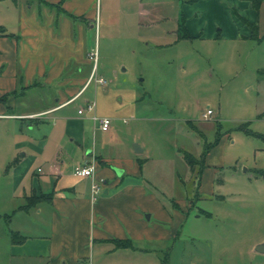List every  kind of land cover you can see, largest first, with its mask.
I'll return each instance as SVG.
<instances>
[{"label": "crops", "instance_id": "obj_1", "mask_svg": "<svg viewBox=\"0 0 264 264\" xmlns=\"http://www.w3.org/2000/svg\"><path fill=\"white\" fill-rule=\"evenodd\" d=\"M12 3L13 19L0 20V119L23 125L15 129L19 134L14 130L19 155L9 166L17 201L5 212L12 226L1 237L0 264H78L87 259L92 264H170L189 209L201 201L227 202L221 175L224 162H209L212 146L192 194L185 190L176 194L175 173L157 180L163 190L152 188L156 182L148 178L152 171L144 163L151 157L105 147L95 133L100 128L93 112L79 113L82 105L68 109L93 83L87 85L93 66L88 37L101 23L102 0ZM118 9L128 18L136 17L138 33L143 23H157L154 9L143 0H136L135 7ZM106 10L110 13L114 6L107 4ZM181 11L179 29L183 25L190 37L264 41V0H183ZM258 119H264V111ZM256 132L264 134V130ZM91 163L96 166L94 177L74 174L76 166ZM249 170L233 168L244 185L264 182L251 177L264 176V168ZM95 180L104 189L93 200ZM202 217L214 218V213L199 209L195 218ZM259 243L264 240L256 247Z\"/></svg>", "mask_w": 264, "mask_h": 264}, {"label": "rangeland", "instance_id": "obj_2", "mask_svg": "<svg viewBox=\"0 0 264 264\" xmlns=\"http://www.w3.org/2000/svg\"><path fill=\"white\" fill-rule=\"evenodd\" d=\"M143 2L154 9L157 23H143L138 33L136 17L128 18L118 9L119 5L135 7L136 0H102L101 23L88 44L91 51L97 50L98 75L108 83L93 82L68 109L95 101L96 115L111 120L109 131H95L100 142L140 158L151 157L144 163L152 171L148 178L156 182L152 188L159 190L163 186L157 180L175 173L176 194L183 195L184 190L192 194L213 144L209 162L225 164L221 175L227 202L196 203L193 196L196 205L180 227L170 264H264V254L254 250L264 240V188L258 184L264 182L244 185L233 171L235 165L250 172L256 166L264 168V138L247 131L264 130V119H258L264 111V41L184 37L177 22L183 0ZM107 4L114 6L110 13ZM12 7V0H0V20L13 19ZM209 108L214 114L204 118ZM21 125L0 119V244L12 226L5 212L17 201L9 163L19 155L14 130ZM218 130L220 139L215 143ZM135 144L144 151L134 153ZM185 152L196 161L193 169L184 159ZM251 177L264 178L259 173ZM203 208L212 211L214 218L196 219Z\"/></svg>", "mask_w": 264, "mask_h": 264}, {"label": "built area", "instance_id": "obj_3", "mask_svg": "<svg viewBox=\"0 0 264 264\" xmlns=\"http://www.w3.org/2000/svg\"><path fill=\"white\" fill-rule=\"evenodd\" d=\"M89 58L91 59L93 66H92V73L88 80L87 85L90 84L91 82L106 85L108 81L103 76L98 75L99 64H98L97 50L91 51L89 53ZM95 109H96V103L95 101H92L87 104V107H81L79 109V113H83L85 110L92 111L93 112L92 119L95 125H97L100 129L104 131L109 130L111 127V120L108 118H101L97 116ZM212 114H214V111L211 108H209L207 112L204 113V118H209ZM95 169L96 166L94 163L88 165H78L74 169V174L81 177H94ZM103 189L104 187L102 182L96 180L93 181L91 186L93 200H96L99 197V195L102 194ZM78 264H92V260L87 259L84 261H80Z\"/></svg>", "mask_w": 264, "mask_h": 264}, {"label": "trees", "instance_id": "obj_4", "mask_svg": "<svg viewBox=\"0 0 264 264\" xmlns=\"http://www.w3.org/2000/svg\"><path fill=\"white\" fill-rule=\"evenodd\" d=\"M252 27H254V28H257L256 26H254V25H251ZM181 28H185L183 25H181ZM255 30V29H254ZM183 36L184 37H190V35L188 34V33H184L183 34ZM250 134H252V135H255V136H259V137H261V138H264V134H261V133H258V132H256V131H250L249 129L247 130ZM220 139V131L218 130V133H217V139H216V141H215V143L218 141ZM212 146H214L213 144L211 145V147ZM210 147V148H211ZM209 150V149H208ZM206 155V154H205ZM204 158H205V156H204ZM184 159H185V161L188 163V165L193 169L194 168V165H195V163H196V161H195V159L189 154V153H184ZM204 160V159H203ZM15 236V235H14Z\"/></svg>", "mask_w": 264, "mask_h": 264}, {"label": "water", "instance_id": "obj_5", "mask_svg": "<svg viewBox=\"0 0 264 264\" xmlns=\"http://www.w3.org/2000/svg\"><path fill=\"white\" fill-rule=\"evenodd\" d=\"M134 149H135V151H137V152H140V151L143 150L142 147H141L139 144H135V145H134ZM118 173H121V171H118ZM147 217H148V215H147ZM256 250H257V251H260V252H264V243H259V244L257 245V247H256Z\"/></svg>", "mask_w": 264, "mask_h": 264}]
</instances>
